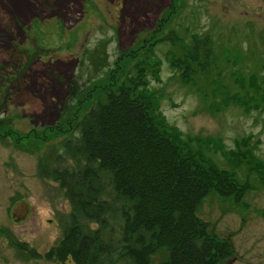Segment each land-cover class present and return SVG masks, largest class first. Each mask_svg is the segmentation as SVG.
Wrapping results in <instances>:
<instances>
[{"label": "rangeland", "instance_id": "rangeland-1", "mask_svg": "<svg viewBox=\"0 0 264 264\" xmlns=\"http://www.w3.org/2000/svg\"><path fill=\"white\" fill-rule=\"evenodd\" d=\"M193 34L209 36L221 71L183 46ZM139 61L185 154L197 150L206 166L249 186L240 200L207 195L197 214L229 242L222 264H264V0H0V264H62L47 253L73 214L86 235L99 230L54 172L84 167L66 147L76 124ZM73 79L82 91L67 103ZM198 138L213 140L200 146ZM17 199L29 216L15 221ZM119 224L103 240L115 248L112 264H134ZM168 258L159 250L151 264Z\"/></svg>", "mask_w": 264, "mask_h": 264}, {"label": "trees", "instance_id": "trees-1", "mask_svg": "<svg viewBox=\"0 0 264 264\" xmlns=\"http://www.w3.org/2000/svg\"><path fill=\"white\" fill-rule=\"evenodd\" d=\"M191 38L193 45L183 42V46L194 59L202 57L204 66L213 63L220 70L209 36L193 34ZM148 69V63L139 61L133 73L129 71L119 86L104 90L103 99L92 104L76 124L78 134L66 147L85 165L54 172V176L74 210L100 228L94 236L86 235L73 214L64 238L47 253L50 260L112 264L115 248L104 242L103 231L112 230L120 220L119 229L129 244L124 256L134 264H151L159 250L169 254L166 264H222L230 255L229 242L217 240L197 214L207 195L234 194L240 200L239 195L249 186L239 183L233 172L227 178L213 162L212 167L206 166L196 149V156L185 154L188 149L182 133L168 123L160 101L148 88ZM185 71V80L191 81L194 74L189 77ZM81 91L73 79L67 103L77 99ZM252 105L257 108L260 104ZM192 140L189 137V142ZM204 140L198 138L197 143L201 146ZM217 143L216 148H225L220 140ZM248 152L250 160L255 159Z\"/></svg>", "mask_w": 264, "mask_h": 264}, {"label": "flooded vegetation", "instance_id": "flooded-vegetation-1", "mask_svg": "<svg viewBox=\"0 0 264 264\" xmlns=\"http://www.w3.org/2000/svg\"><path fill=\"white\" fill-rule=\"evenodd\" d=\"M10 119H8L9 121ZM12 121V120H11ZM15 201H18L15 200ZM23 204V205H22ZM13 206V205H12ZM12 208V207H11ZM9 216L11 218H13L15 221H18L20 218L22 217H28L29 216V205L27 202L25 201H18L16 203V205L14 206V208L12 209H9ZM20 249L19 250H22L24 249L23 247H19ZM22 253L24 252V250L21 251Z\"/></svg>", "mask_w": 264, "mask_h": 264}, {"label": "water", "instance_id": "water-1", "mask_svg": "<svg viewBox=\"0 0 264 264\" xmlns=\"http://www.w3.org/2000/svg\"><path fill=\"white\" fill-rule=\"evenodd\" d=\"M23 205V204H22Z\"/></svg>", "mask_w": 264, "mask_h": 264}]
</instances>
